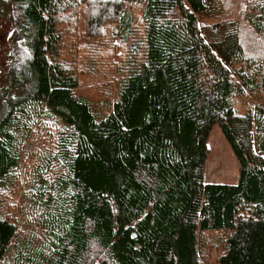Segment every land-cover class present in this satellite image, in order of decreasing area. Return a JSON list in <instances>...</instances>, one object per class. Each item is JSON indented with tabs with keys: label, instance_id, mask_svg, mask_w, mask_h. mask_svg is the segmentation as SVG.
<instances>
[{
	"label": "trees",
	"instance_id": "trees-1",
	"mask_svg": "<svg viewBox=\"0 0 264 264\" xmlns=\"http://www.w3.org/2000/svg\"><path fill=\"white\" fill-rule=\"evenodd\" d=\"M8 1L27 57L0 107V264H204L208 234L217 264H264V0ZM214 127L237 183L204 182Z\"/></svg>",
	"mask_w": 264,
	"mask_h": 264
},
{
	"label": "rangeland",
	"instance_id": "rangeland-1",
	"mask_svg": "<svg viewBox=\"0 0 264 264\" xmlns=\"http://www.w3.org/2000/svg\"><path fill=\"white\" fill-rule=\"evenodd\" d=\"M21 12L19 8L8 0H0V107L1 102L8 93L10 87V72L14 66L15 59H21L26 56V50L19 38L16 37V26L20 21ZM83 26L78 25V29ZM91 73L80 77L81 86L77 89V94L86 98L92 105L96 113L103 115L102 108L106 101L105 88L108 84L102 81L93 82ZM115 92V84H111L109 89V99H112ZM14 96L15 94H11ZM33 144L26 147L28 154L21 156L23 163H28V157L34 149ZM208 157L204 167V182L211 184H234L238 181L239 165L233 156L231 149L218 127H214L207 140ZM33 163V162H32ZM28 167H30L32 165ZM22 190H28L29 186L22 183ZM15 216L17 214H14ZM26 230V227H22ZM203 241H209L205 249H203L204 257L207 261L204 264H217L216 258L218 252L214 250L216 245L215 239L219 238L217 234L204 235Z\"/></svg>",
	"mask_w": 264,
	"mask_h": 264
},
{
	"label": "crops",
	"instance_id": "crops-1",
	"mask_svg": "<svg viewBox=\"0 0 264 264\" xmlns=\"http://www.w3.org/2000/svg\"><path fill=\"white\" fill-rule=\"evenodd\" d=\"M208 184H211V183H208Z\"/></svg>",
	"mask_w": 264,
	"mask_h": 264
}]
</instances>
